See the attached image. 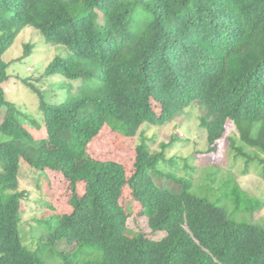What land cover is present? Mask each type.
<instances>
[{
	"label": "trees",
	"instance_id": "trees-1",
	"mask_svg": "<svg viewBox=\"0 0 264 264\" xmlns=\"http://www.w3.org/2000/svg\"><path fill=\"white\" fill-rule=\"evenodd\" d=\"M27 27L67 50L45 76L82 81L59 103L34 87L38 123L20 120L3 86V54ZM29 51L27 44L21 59ZM193 102L205 105L209 152L231 121L264 153V0H0V132L9 138L0 142V190L18 188L21 162L60 174L71 211L58 216L52 238L97 245L101 260L84 264H264V228L231 221L193 195L188 181L176 191L162 186L155 180L161 153L138 144L127 174L87 152L104 126L113 130L111 118L123 138H134L144 123L162 125ZM124 193L164 239L127 234ZM24 195L0 200V264H40L19 236Z\"/></svg>",
	"mask_w": 264,
	"mask_h": 264
},
{
	"label": "rangeland",
	"instance_id": "rangeland-1",
	"mask_svg": "<svg viewBox=\"0 0 264 264\" xmlns=\"http://www.w3.org/2000/svg\"><path fill=\"white\" fill-rule=\"evenodd\" d=\"M27 44L30 45V54L21 59ZM67 54L65 47L49 43L32 27L23 29L3 54V60L9 63V80L3 86L8 99L22 113V122L33 120L38 123L41 120L34 87L49 101L59 103L75 93L82 83L60 75H44V69L55 57ZM96 81V78L92 79V82ZM4 113L5 109H1L0 124ZM204 113L205 105L193 102L162 125L144 123L134 138L127 139L119 130L121 123L111 118L109 123L113 130L104 126L89 143L87 152L95 160L123 165L128 174L134 161V150L138 144H143L149 153L162 154L155 166V180L162 186L176 191L180 187L178 182L188 181L193 195L215 204L231 221L264 228V175L260 163L264 160V153L249 146L241 138L239 126L231 121H227L216 149L209 152L206 131L200 125ZM25 129L29 131L30 128L25 126ZM180 133L184 137H179ZM8 139L0 132V142ZM32 139L37 141L38 137ZM16 193H25L19 201L21 243L34 252L40 264H66L67 261L84 264L101 260L102 253L97 245L78 247L52 238V227L57 225L58 216L71 211V191L60 174L29 168L21 162L18 188L0 190V200L7 201ZM82 193L83 188H78V194ZM120 204L127 213V234L141 233L158 242L167 236L164 231L151 230L148 218L142 215L140 207L128 193L122 195Z\"/></svg>",
	"mask_w": 264,
	"mask_h": 264
},
{
	"label": "built area",
	"instance_id": "built-area-1",
	"mask_svg": "<svg viewBox=\"0 0 264 264\" xmlns=\"http://www.w3.org/2000/svg\"><path fill=\"white\" fill-rule=\"evenodd\" d=\"M179 137H181V138H182V137H184V135H183L182 133H180V134H179Z\"/></svg>",
	"mask_w": 264,
	"mask_h": 264
}]
</instances>
